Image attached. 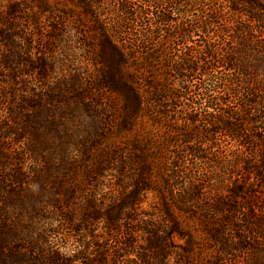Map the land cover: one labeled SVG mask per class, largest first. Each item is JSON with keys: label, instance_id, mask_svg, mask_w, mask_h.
Wrapping results in <instances>:
<instances>
[{"label": "trees", "instance_id": "16d2710c", "mask_svg": "<svg viewBox=\"0 0 264 264\" xmlns=\"http://www.w3.org/2000/svg\"><path fill=\"white\" fill-rule=\"evenodd\" d=\"M227 254L264 264V0H0V264Z\"/></svg>", "mask_w": 264, "mask_h": 264}, {"label": "rangeland", "instance_id": "374dc122", "mask_svg": "<svg viewBox=\"0 0 264 264\" xmlns=\"http://www.w3.org/2000/svg\"><path fill=\"white\" fill-rule=\"evenodd\" d=\"M134 2H137V0H133ZM179 19V18H178ZM178 48H180V46H176ZM202 237H204L203 234H201ZM245 254H237L235 256H230V255H226L225 256V260H224V264H241L243 261H246L247 258L244 256ZM239 257V262H237L235 259H238ZM251 260V259H250Z\"/></svg>", "mask_w": 264, "mask_h": 264}]
</instances>
